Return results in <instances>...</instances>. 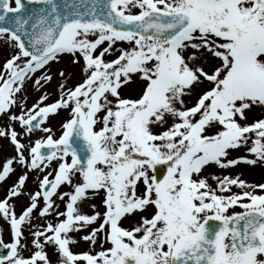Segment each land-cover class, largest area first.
Returning <instances> with one entry per match:
<instances>
[{"label":"snow or ice","instance_id":"snow-or-ice-1","mask_svg":"<svg viewBox=\"0 0 264 264\" xmlns=\"http://www.w3.org/2000/svg\"><path fill=\"white\" fill-rule=\"evenodd\" d=\"M0 44V264H264V182L228 172L264 166V0H0Z\"/></svg>","mask_w":264,"mask_h":264},{"label":"rangeland","instance_id":"rangeland-1","mask_svg":"<svg viewBox=\"0 0 264 264\" xmlns=\"http://www.w3.org/2000/svg\"><path fill=\"white\" fill-rule=\"evenodd\" d=\"M12 6L14 7V2H13ZM6 55H7L6 48L4 46H2V44H0V64L3 63ZM67 63H68L67 60H65L63 62V64L54 65L53 69H52L53 72H55L56 69L59 67L66 66ZM72 70L76 73V79H79L80 78L79 68L73 67ZM49 92L53 93V95L50 96V100L46 101V103L51 102L52 100H54L56 98V96L54 95L55 84H53L49 88ZM39 94L40 93L33 91L31 88V85H29L28 104L31 105L32 103H34L36 98L39 96ZM67 115H68L67 112L64 110H61L58 114L50 115L49 120L47 122V125L52 128L53 132L56 134V137H58L61 134V131H62L61 124L67 118ZM257 115H258V113H257ZM4 119H6V118L0 117V126L3 125ZM17 131H20V128L18 125H17ZM44 135H46V134H44L40 131H37L33 134V139L38 138L40 136H44ZM13 155H15L13 146L9 143V141L7 139L0 137V163L4 164L6 162V159L10 158ZM234 155H237V153H234ZM239 155H247V153L240 152ZM14 167L16 168V171L14 173H11L5 182H0V199L4 198L6 192L9 190L10 186L14 182H16L18 179V175L20 174L21 169H20L19 165H14ZM207 172L219 174L220 170L216 167H212V168H209L207 170ZM228 172H230L232 174L243 173L242 178L248 180L249 182H264V166H259V165L249 166L245 163H241L238 166L229 169ZM34 176H35L34 173H29V179L26 182V187L28 190L34 191L37 188V182L35 181ZM210 182H212V181H210ZM213 186H215V184ZM233 191H238V189L233 188ZM16 203H17L16 211L19 213L20 212V205L26 204L27 199L22 196L16 201ZM61 209H63V205H61ZM231 211L240 212V211H242V209L239 206H236L233 209H230V212ZM0 230H2L3 239H4L5 243H9L12 239L10 232H9V224L7 222H5L3 219H0ZM88 247H89L88 244L81 240V241H79L78 244L73 245L72 250L74 252H82V251H87ZM48 253H49L50 258L52 260V264H56L57 257H56V255L52 254V250L50 248L48 249ZM28 254H29L28 252L24 253L25 256H27Z\"/></svg>","mask_w":264,"mask_h":264},{"label":"water","instance_id":"water-1","mask_svg":"<svg viewBox=\"0 0 264 264\" xmlns=\"http://www.w3.org/2000/svg\"><path fill=\"white\" fill-rule=\"evenodd\" d=\"M37 131H39V130H37ZM2 171H3V165L0 164V172H2ZM0 252L6 253L7 250L6 249H0Z\"/></svg>","mask_w":264,"mask_h":264},{"label":"bare ground","instance_id":"bare-ground-1","mask_svg":"<svg viewBox=\"0 0 264 264\" xmlns=\"http://www.w3.org/2000/svg\"><path fill=\"white\" fill-rule=\"evenodd\" d=\"M254 115H257V113H256V114H254Z\"/></svg>","mask_w":264,"mask_h":264}]
</instances>
